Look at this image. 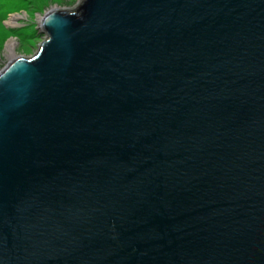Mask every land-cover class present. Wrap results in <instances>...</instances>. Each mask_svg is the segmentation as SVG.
<instances>
[{"label": "water", "instance_id": "obj_1", "mask_svg": "<svg viewBox=\"0 0 264 264\" xmlns=\"http://www.w3.org/2000/svg\"><path fill=\"white\" fill-rule=\"evenodd\" d=\"M0 71V264H264V0H79Z\"/></svg>", "mask_w": 264, "mask_h": 264}, {"label": "rangeland", "instance_id": "obj_2", "mask_svg": "<svg viewBox=\"0 0 264 264\" xmlns=\"http://www.w3.org/2000/svg\"><path fill=\"white\" fill-rule=\"evenodd\" d=\"M79 0H0V71L20 55H35L45 36L38 23L52 9L74 7ZM14 17L13 25L9 24ZM13 44L14 57L7 51Z\"/></svg>", "mask_w": 264, "mask_h": 264}, {"label": "bare ground", "instance_id": "obj_3", "mask_svg": "<svg viewBox=\"0 0 264 264\" xmlns=\"http://www.w3.org/2000/svg\"><path fill=\"white\" fill-rule=\"evenodd\" d=\"M13 20H14V17H12L11 18V20H10V22H8L9 24H11V25H13L14 23H13ZM7 51H8V53L12 56V57H14L13 55H14V52H13V44L12 43H8V45H7ZM15 59V57L13 58V59H11V61L12 60H14Z\"/></svg>", "mask_w": 264, "mask_h": 264}]
</instances>
